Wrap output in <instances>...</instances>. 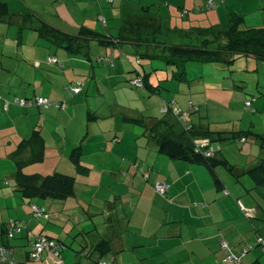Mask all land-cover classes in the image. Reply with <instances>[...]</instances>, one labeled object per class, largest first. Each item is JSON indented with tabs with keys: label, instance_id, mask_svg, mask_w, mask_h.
<instances>
[{
	"label": "crops",
	"instance_id": "1",
	"mask_svg": "<svg viewBox=\"0 0 264 264\" xmlns=\"http://www.w3.org/2000/svg\"><path fill=\"white\" fill-rule=\"evenodd\" d=\"M233 1L0 0L8 11L0 19V245L13 248L18 264H94L99 258L112 264H232L222 242L240 264H264V183L251 175L264 166V151L255 140H213L248 127L264 134L255 121L264 117V101L256 102L253 116L249 109H210L212 99L215 105L230 90L246 89L244 76L233 75L225 77L229 84L212 87L196 74L200 81L188 73L189 82H177L168 71L157 72L150 82L161 86L159 94L133 90L125 83L132 75V46L105 47L97 40L117 37L124 20L142 19L145 10L165 20L171 43L195 42L199 31L225 25L232 16L247 28L264 27V0ZM209 2L216 8L207 9ZM25 21L27 27L95 37L74 55L21 29ZM79 80L86 81L83 91L70 97L66 87ZM188 95L199 106L191 115L194 126L214 137L200 142L222 146L213 157L220 186L206 165L169 158L144 137L143 127L128 121L153 125L163 118L164 100L187 108L181 97ZM238 95L242 104L244 93ZM35 97L66 102L67 108L16 104ZM130 98L141 105L132 106ZM247 116L252 126L242 124ZM77 147L82 170L71 160ZM19 166L25 178L74 177L75 195L24 196L21 189L29 183L18 179ZM158 183L169 184L166 195L156 191ZM32 205L45 207L49 218H34ZM12 221L22 230L10 240L5 231ZM38 236L54 241L58 254L45 250L33 261L30 245Z\"/></svg>",
	"mask_w": 264,
	"mask_h": 264
},
{
	"label": "trees",
	"instance_id": "2",
	"mask_svg": "<svg viewBox=\"0 0 264 264\" xmlns=\"http://www.w3.org/2000/svg\"><path fill=\"white\" fill-rule=\"evenodd\" d=\"M7 14L8 11L6 5L0 2V19L5 17ZM166 24L167 23L162 17L149 13V11L145 10L142 19L124 20L117 37L113 38L109 36L97 39L100 44L105 47L111 45L120 47L124 44L132 46L133 61L131 64L133 69L130 70L129 74L134 76L131 75L125 81L126 85L129 87L139 90H147L149 94L157 95L160 93L162 88L161 86H152L150 78L153 73H166L167 71L168 75L171 76V81L189 82V76L187 73V64L189 62H217L232 65L236 59L245 58L248 60V70L251 73H257L259 75L258 80H260V74L264 73V27L247 28L243 26V19L241 17L232 16L229 22L225 25L212 26L199 31V35L195 36V42L178 44L170 42L173 34L171 33L169 26ZM26 28L34 30L39 36H41V38L47 40L56 47L58 46L67 49L74 55L81 54L82 49L88 45L92 38L95 37L91 33L72 36L59 32L51 27H45V29L43 26L41 28L32 26L27 27L25 21L21 29ZM197 38H202V40L199 41ZM146 63L148 65H146ZM155 64L157 67H154ZM150 65L153 66L151 67ZM137 80L139 85L133 84V82ZM85 85V80H79L74 84L68 85L65 90L70 97H74L83 91ZM77 87L80 88V92L76 94L71 92L72 88ZM259 94V96H264L263 93ZM38 98H43L47 101V104L38 105ZM17 100L19 102L26 101L31 103L30 105H21L16 102L17 105L22 107L37 105L39 107L44 106L47 108H67L66 102H50L44 97ZM252 101H248L251 103V106ZM249 108L246 107L245 109L248 110ZM175 109H179L180 114L176 115L174 112ZM184 109L185 108L179 106L175 101L164 100V103L160 107L163 118L157 119L153 125H149V123L143 120L129 119L128 121L143 127L145 129L144 137H147L148 139L150 138L151 142L155 143V145L159 148V151L167 155L169 158L193 164L206 165L210 170L214 181L218 186H220V180L214 169V162L216 160L213 157L215 156L208 158L202 151L197 149V144L200 142L199 139L206 137L213 139V134L210 130H199L194 126L191 115L192 113L198 111L199 106L190 101L186 108L188 110ZM162 110H166V113H163ZM182 113H187V119L185 121L181 120ZM217 134V139L214 138L213 140L236 141V139L239 138V141L243 143L247 142V140H255V142H258L259 146L264 151V134H255L251 130L232 133L228 137L224 136L222 133ZM117 139L118 137L115 138V140ZM80 149L81 147H77L72 151L71 160L77 169L82 170L83 167L80 162ZM251 175L256 179L258 184H263L264 166L252 170ZM17 177L20 181L23 179L29 183L21 189V193L24 196H34L35 198L52 197L55 199L65 200L75 195V178L69 175L54 173L48 176L34 175L27 176L25 178V175L22 173V166H19ZM7 184L10 183L7 181ZM39 208H44L45 213L49 216L45 207ZM14 222L17 223V221ZM7 232L8 225L5 231L6 236ZM10 248L13 250L12 247ZM88 257H91V252L88 254ZM31 259L33 258L31 257ZM34 260L35 259H33V261ZM40 260L41 258L35 261ZM104 261L112 264L111 261L105 258L95 260L94 264Z\"/></svg>",
	"mask_w": 264,
	"mask_h": 264
},
{
	"label": "rangeland",
	"instance_id": "3",
	"mask_svg": "<svg viewBox=\"0 0 264 264\" xmlns=\"http://www.w3.org/2000/svg\"><path fill=\"white\" fill-rule=\"evenodd\" d=\"M235 1H237V0H234L231 4H234ZM187 66H188V70H189V71H187V73L190 74V77H192L194 80L200 81L195 77L194 74H196V75L200 76L203 80H206L208 85H210L212 87L213 86L218 87V85L220 84V81L223 82L224 84H229L230 82H226L225 77H229L230 75L235 76L236 79L244 76L243 79L245 81L243 83L246 87L245 90L244 89L243 90H230L231 92L225 94V96H223L221 98H218L219 100L215 103V105H214V99H212V104L210 105V109H215V108L216 109H245L246 108V102L253 100L254 101V102L252 101L253 107L249 108V110H251V109L253 110V109H257L256 108V105H257L256 102H258L260 100L264 101V96H262V95L257 96L256 95V94L260 95L259 93L264 94V73L260 74V80H258L259 75L257 73H251L248 70V60H246L245 58L236 59L232 65H226V64L217 63V62H203V63L189 62L187 64ZM195 83L201 84V82H195ZM241 87H244V86L242 85ZM133 90H139V89L133 88ZM238 93H240V94L244 93V100L242 101V104L238 103V101H237V99L240 98ZM166 94H167V92L165 93V95ZM181 98H185L184 101H186L187 104L190 102V95L182 96ZM228 98H230L231 100L229 101ZM245 98L248 100L245 101ZM129 100H130V103L132 106L136 105V104H140L139 100L138 101L137 100L132 101V100H134L133 98H130ZM228 102H232V103H228ZM217 103H219L221 107L217 106L218 105ZM244 103H245V108L243 107ZM136 107H138V105H136ZM252 110L248 111L246 113L248 115L253 116L255 114V112L253 113ZM237 118L240 119L241 117L238 116ZM255 121L258 124L257 129L262 130L260 128H263L264 117L263 118H256ZM252 122L253 121L251 120V117L247 116L242 121V124H244V126L247 127V126H252L251 125ZM250 128H252V130L256 129V127L254 129H253V127H248V131L250 130ZM93 149H92V151H93ZM96 152H97V148L94 149L92 154H96ZM33 206H36V205L31 206V211L33 210ZM96 221H98V219H96ZM93 224H95V220H93Z\"/></svg>",
	"mask_w": 264,
	"mask_h": 264
},
{
	"label": "built area",
	"instance_id": "4",
	"mask_svg": "<svg viewBox=\"0 0 264 264\" xmlns=\"http://www.w3.org/2000/svg\"><path fill=\"white\" fill-rule=\"evenodd\" d=\"M207 9H214L216 8V5L212 2H209L208 5L206 6ZM133 84L139 85L138 80L134 81ZM71 92L73 93H78L80 92V88H72ZM17 103H20L21 105H30V102L26 101H21L19 102L18 100L16 101ZM37 104L38 105H44L47 104V101L44 100L43 98H38L37 99ZM251 106L250 102L246 103V107L249 108ZM64 107V106H63ZM179 109H175L174 112L176 115L180 114ZM163 113H166V110H162ZM187 119V113H182L181 114V120L185 121ZM197 149L202 151L206 157H212L216 154H219L222 151L221 146L217 147H208L207 145L203 144L202 142H198L197 144ZM156 191L162 195H166L169 191V184L167 183H158L155 187ZM33 215L35 218H48L49 216L45 213V209H40L38 206H33ZM253 213V212H249ZM250 215V214H249ZM22 227L19 226L17 223L12 221L10 225L8 226V232H7V238L12 239L16 233L21 232ZM262 249L264 251V241H261ZM221 246L223 249L227 250V257L226 261L231 262L232 264H240V257H237L234 255L227 246L226 242H222ZM57 245L54 241L50 240L49 238H46L45 236H39L36 238V240L31 244V257L35 260H39L41 258L42 253L45 250H53L55 251L56 254H58L57 250ZM254 246H251L245 250V253L248 251L252 250ZM13 250L10 247L7 246H2L0 245V260L2 261L3 264H17L12 256ZM98 264H109L108 262H100Z\"/></svg>",
	"mask_w": 264,
	"mask_h": 264
}]
</instances>
